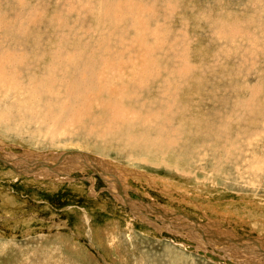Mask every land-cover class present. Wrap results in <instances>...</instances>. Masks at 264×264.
Returning <instances> with one entry per match:
<instances>
[{
	"label": "rangeland",
	"instance_id": "374dc122",
	"mask_svg": "<svg viewBox=\"0 0 264 264\" xmlns=\"http://www.w3.org/2000/svg\"><path fill=\"white\" fill-rule=\"evenodd\" d=\"M23 40L17 81L32 89L0 91V114L20 128L0 136V156L15 153V170L31 175L0 163V264H264V0H0V52ZM69 84L74 112L49 127ZM57 93L53 112L26 111L31 95ZM104 93H126L129 119L191 120L179 117V135L104 142L111 151L74 147L96 143L107 124ZM143 138L163 165L126 161L123 144L143 151ZM65 151L86 161L52 154Z\"/></svg>",
	"mask_w": 264,
	"mask_h": 264
},
{
	"label": "bare ground",
	"instance_id": "6f19581e",
	"mask_svg": "<svg viewBox=\"0 0 264 264\" xmlns=\"http://www.w3.org/2000/svg\"><path fill=\"white\" fill-rule=\"evenodd\" d=\"M141 14V13H140ZM132 18V17H131ZM141 18V17H140ZM22 20V19H21ZM35 20V19H34ZM33 20V21H34ZM138 21V20H137ZM139 21H140V19H139ZM16 22V21H15ZM33 23V22H32ZM15 24H17V22L15 23ZM109 24V23H108ZM7 25V24H6ZM35 26V25H34ZM20 28V27H19ZM31 28V27H30ZM137 30H139L140 31V29H137ZM7 31V30H6ZM11 35V34H10ZM10 35H9V33L8 32H6L5 33V39L6 40H8L9 38H11V40H12V38L13 37H10ZM11 36H13V35H11ZM30 37V36H29ZM40 38V37H39ZM41 39V38H40ZM10 40V41H11ZM27 40V39H26ZM13 41V40H12ZM10 43V42H9ZM26 43V42H25ZM46 43V42H45ZM44 43V44H45ZM50 43V42H49ZM32 44V43H31ZM14 45H17V46H19V47H22L23 45H24V40L20 43V44H14L13 42H11V44H10V46L11 47H9L8 48V50H4V51H2V52H0V88L2 89H0V91H3L4 92V85H6V84H9V87L8 88H11V89H9V90H15V88H16V90H17V92L18 91H21L22 92V90L24 91V90H31L32 89V87H29L28 89H26V86H24L23 84H20L18 81H17V77H19L20 76V73H21V71H22V67H24V66H26V61H27V56H29V55H26L25 53H23V52H17L16 50H15V48H14ZM50 45V44H49ZM49 45H48V47L47 48H51V47H49ZM51 46V45H50ZM36 47V46H35ZM53 47H54V44H53ZM17 48V47H16ZM38 48V47H37ZM59 48V47H58ZM19 49V48H18ZM17 49V50H18ZM25 49V48H24ZM60 49V48H59ZM47 50H49V49H47ZM26 51V50H25ZM50 51V50H49ZM55 51V50H54ZM69 51H71V49H69ZM73 51V50H72ZM71 51V52H72ZM103 51V50H102ZM144 52H146L145 50H143ZM31 52V51H30ZM56 52V51H55ZM54 52V53H55ZM60 52H62V51H60ZM71 52H70V54L69 55H72V56H74L73 54H71ZM101 52V51H100ZM35 53V52H34ZM64 53V52H63ZM67 53V52H66ZM73 53V52H72ZM99 53V52H98ZM29 54V53H28ZM48 54V53H47ZM59 54V53H58ZM102 54V53H101ZM100 54V55H101ZM104 54V53H103ZM117 54V53H116ZM139 54V53H138ZM32 55H34V54H32ZM44 55V54H43ZM46 55V54H45ZM50 55V54H49ZM52 55H53V52H52ZM68 55V54H67ZM95 55V54H94ZM99 55V56H100ZM118 55V54H117ZM148 55H150V54H148ZM31 56V55H30ZM46 56H48V55H46ZM102 56V55H101ZM122 56V55H121ZM51 57V56H50ZM52 57H54V56H52ZM56 57V56H55ZM104 57V56H103ZM113 57V56H112ZM120 57V56H119ZM140 57V56H139ZM148 57V56H147ZM154 57V56H153ZM31 58V57H30ZM71 57H69V59H70ZM73 58V57H72ZM96 58H97V56H96ZM101 58V57H100ZM105 58V57H104ZM104 58H102V59H104ZM115 58V57H114ZM145 58V57H144ZM32 59V58H31ZM30 59V60H31ZM33 59H34V56H33ZM73 59H75V57L73 58ZM83 59V58H82ZM81 59V60H82ZM90 59V58H89ZM113 59V58H112ZM111 58L109 59V60H112ZM146 59V58H145ZM56 60H57V58H56ZM115 60H117V59H115ZM120 60V59H119ZM119 60H118V62H119ZM122 60V59H121ZM143 60V59H142ZM61 61V60H60ZM123 61V60H122ZM129 61V60H128ZM144 61V60H143ZM146 61V60H145ZM144 61V62H145ZM148 61H150V60H148ZM153 61V60H152ZM53 62V61H52ZM107 64H109V62H107V61H105ZM64 63V62H63ZM92 63V62H91ZM98 63V62H97ZM138 63V62H137ZM136 63V64H137ZM146 63V62H145ZM148 63V62H147ZM146 63V64H147ZM150 63V62H149ZM54 64V63H53ZM56 64V63H55ZM94 64V63H93ZM99 64V63H98ZM124 64V63H123ZM128 64H129V62H128ZM144 64V63H143ZM146 64H144L145 65V68H146ZM155 64V63H154ZM50 65H52V64H50ZM104 65V64H103ZM113 65H115V64H113ZM120 65H122V64H120ZM126 65H127V63H126ZM126 65H124L123 67H125ZM134 65V64H133ZM45 66V65H44ZM57 66V65H56ZM55 66V67H56ZM66 66V65H65ZM138 66V65H137ZM137 66H136V68H137ZM153 67H154V65H152ZM19 68L20 69V71H15V73H12L11 72V70H14L15 68ZM46 67V66H45ZM51 67H53V66H50L49 68L51 69ZM58 67V66H57ZM63 67V66H62ZM74 67V66H73ZM72 66H71V68H73ZM91 67V66H90ZM119 67V66H118ZM117 67V68H118ZM122 67V68H123ZM140 68H141V64H140V66H139ZM152 67V68H153ZM156 67V66H155ZM154 67V68H155ZM164 67V66H163ZM22 68V69H21ZM48 68V67H47ZM70 68V69H71ZM121 68V67H120ZM127 68V67H126ZM126 68H124L125 70H126ZM136 68H134V70L136 71ZM157 68V67H156ZM155 68V69H156ZM165 68V67H164ZM164 68H163V70H164ZM44 69V68H43ZM55 69H57V72H58V69L59 68H55ZM98 69V68H97ZM112 69V68H111ZM119 69V68H118ZM133 69V68H132ZM138 69V68H137ZM144 69V68H143ZM158 69H160V68H158ZM27 70V69H26ZM40 70V69H39ZM67 70H68V68H67ZM91 70H93V69H91ZM121 70V69H120ZM124 70V71H125ZM130 70V69H129ZM142 70V69H141ZM140 70V71H141ZM168 70H169V68H168ZM66 71V70H65ZM81 71V70H80ZM41 72H43V71H41ZM54 72V71H53ZM52 72V73H53ZM55 72H56V70H55ZM54 72V73H55ZM56 72V73H57ZM128 72V71H127ZM130 73H131V70L129 71ZM148 72V71H147ZM152 72H153V70H152ZM53 73V74H54ZM84 73V72H83ZM98 73H99V71H98ZM113 73H117V72H113ZM138 74H139V72H137ZM144 73V72H143ZM157 73H160V72H157ZM156 72H155V75L157 74ZM180 73V72H179ZM42 74V73H41ZM49 74V73H48ZM152 74V73H151ZM154 74V73H153ZM182 74V73H181ZM6 75H11V77H10V81L8 80V82H6L5 81V76ZM68 75V74H67ZM67 75H66V77H67ZM117 75V78H115L114 77V80L116 81V80H121L122 81V78H120V75L119 74H116ZM127 75V74H126ZM132 75V74H131ZM130 75V76H131ZM134 75V74H133ZM140 75V77H144V76H142L141 74H139ZM139 75H137V76H139ZM147 75H149V72H148V74H146L145 76H147ZM158 75V74H157ZM160 75V74H159ZM33 76V75H32ZM57 76H60V75H58L57 74ZM122 76H123V74H122ZM128 76V75H127ZM127 76H124V77H127ZM135 76V75H134ZM164 76V75H163ZM28 79H31V77L30 76H26ZM63 77V76H62ZM69 77V76H68ZM77 76H75V78H76ZM132 77V76H131ZM131 77H129V78H131ZM140 77H138L139 79H141ZM149 77V76H148ZM9 78V77H8ZM47 78V77H46ZM106 78H108V77H106ZM135 78L137 79V77L135 76ZM147 78V77H146ZM146 78L145 79H143V80H146ZM156 78H157V76H156ZM168 78V77H167ZM186 78V77H185ZM60 79V78H59ZM64 79V78H63ZM133 79V78H132ZM138 79V80H139ZM141 79V80H142ZM155 79V78H154ZM160 79V78H159ZM165 79V78H164ZM163 79V80H164ZM58 80V79H57ZM101 80V79H100ZM127 80V79H126ZM151 80V79H150ZM149 80V81H150ZM52 81V80H51ZM105 81V80H104ZM103 81V83H105ZM124 81V80H123ZM149 81H147V82H149ZM160 81V80H159ZM87 82V81H86ZM129 82V81H128ZM135 82V81H134ZM140 82V81H139ZM143 82V81H142ZM167 82V81H166ZM68 83V82H67ZM98 83V82H97ZM100 83H101V81H100ZM109 83H112L111 81H109ZM132 83V82H131ZM138 83V82H137ZM145 83V82H144ZM186 83V82H185ZM95 84V83H94ZM102 84V83H101ZM106 84H107V82H106ZM163 84V83H162ZM28 85V84H27ZM30 85V84H29ZM32 85V84H31ZM45 85V84H44ZM70 85V84H69ZM142 85V84H141ZM141 85L138 83L137 85H135V89H140L139 87H141ZM23 86V87H22ZM56 86V85H55ZM57 86H59V84H57ZM106 86V85H105ZM105 86H104V88H105ZM107 86H109V85H107ZM114 86V85H113ZM126 86V85H125ZM145 86V85H144ZM184 86V85H183ZM42 87V86H41ZM77 87V85L76 84H73V86L72 85H70V86H68V93H67V100L66 101H63L64 103L62 104V106H59V110H60V112H58V113H56L55 114V116L56 117H54L53 119H52V122H51V124H49V127L51 126V127H53V125H57L58 123H62L63 121H64V119H63V114H69L68 112H70V113H72V112H74L73 111V105L70 103L71 102V96H72V94H74V91H73V89L74 88H76ZM85 87V86H84ZM101 87V86H100ZM115 87V86H114ZM122 87H124V86H122ZM48 88V87H47ZM50 88H51V86H50ZM95 88V87H94ZM108 88V87H107ZM111 88V87H110ZM121 88V87H120ZM56 89V88H55ZM102 89V88H101ZM112 89V88H111ZM117 90H118V88H116ZM124 89V88H123ZM123 89H122V91H123ZM160 89V88H159ZM162 89V88H161ZM160 89V90H161ZM38 90H40V89H38ZM48 90V89H47ZM46 90V91H47ZM60 90H61V88H60ZM59 90V91H60ZM82 90V89H81ZM89 91H90V89H88ZM106 90H108V89H106ZM126 90V89H125ZM143 91L142 92H146L148 89H142ZM165 90V89H164ZM164 90H161L162 92L164 91ZM167 90H168V88H167ZM169 90H170V88H169ZM175 90V89H174ZM6 91V90H5ZM45 91V92H46ZM98 91V90H97ZM105 91V90H104ZM121 91V92H122ZM127 91V90H126ZM125 91V92H126ZM140 91V90H139ZM160 91V92H161ZM166 91V90H165ZM7 92H8V90H7ZM21 92H19V93H21ZM29 92V91H28ZM32 92V91H31ZM40 92V91H39ZM42 92H43V90H42ZM108 92H110L109 90H108ZM112 92H114V91H112ZM119 92V91H118ZM169 92V91H168ZM49 93L51 94V92L49 91ZM99 93V92H98ZM117 93V92H116ZM123 93V92H122ZM119 94L116 98H109V96L112 94H109L108 95V93H104L105 94V96L106 97H108V98H104V99H106V100H108V101H104V102H101L100 101V103H101V105L99 106V107H104L105 109L103 110V114H104V117L102 118L103 120H105V123H107L106 125L104 124V128L102 127V130L100 131V129H98V132L97 133H95V136L97 137V141H100V143L98 144V145H96L97 144V141H96V143H91L89 146H87V147H82V146H74V147H77V148H79V149H81V150H87V151H90V152H92L91 151V148H93V149H95V150H101V152H106V151H111V150H108V148H109V146H108V148L107 147H105V145H104V142H107V143H110V142H115L114 144L115 145H117L118 147H119V145L118 144H121V143H119V142H122V143H124V138H126V139H133V138H137V137H139V136H141L142 134H144L145 132H147V131H150V130H152V132H158V133H161V134H164V135H166V136H168V137H171V135L172 134H174V135H179L180 134V127H178L177 126V124H178V122H179V117H184V119H185V124H188V122L191 120V117H190V115H191V112H189V113H186V115L187 116H185L184 114H182V112H180V114H179V117H177V118H172V119H169V120H166V119H156L154 122H152L151 120H149V119H129V118H127L124 114H123V110H122V107L120 106V104H121V102H122V100H123V98H125L126 97V93H124V94ZM164 93H167V91L166 92H164ZM164 93H162V94H164ZM22 94H24V92H22ZM34 94H36L35 92H34ZM83 94L86 96V91H85V89L83 90ZM161 94V93H160ZM18 95V94H17ZM28 95V94H27ZM57 95H58V93H57ZM93 95V94H92ZM95 95H96V93H95ZM101 95V94H100ZM103 95V94H102ZM113 95H114V93H113ZM112 95V96H113ZM123 95H124V97H123ZM43 96V95H42ZM41 96V97H42ZM129 96V95H128ZM29 97V96H28ZM50 98L49 99H46V100H43L42 98H40L39 96H36V95H31V100H36V101H34V102H36V103H32L30 106H29V104L28 105H26V106H29V107H26V111L27 112H30V113H33V114H35V116L37 115L38 116V114H37V112H38V107H40V106H47V110L45 111V112H53V107L56 105L54 102H56V100H54V98H56L57 99V97H59V95L58 96H56V95H50L49 96ZM87 97H88V95H87ZM93 98H94V100L96 99V97H99V96H92ZM134 97L136 98V94L134 93ZM46 98V97H45ZM60 98V97H59ZM75 98H77L76 96H75ZM88 98H90L91 99V97L89 96ZM102 98V97H101ZM40 99H41V101H40ZM24 100H25V98H24ZM29 100V99H28ZM38 100H39V103H37L38 102ZM64 100H65V98H64ZM77 100H78V98H77ZM97 100H99V99H97ZM129 100V99H128ZM125 101V100H124ZM24 102V101H23ZM28 102H30V101H28ZM27 102V103H28ZM49 102H51V103H49ZM61 102H62V99H61ZM60 102V103H61ZM74 102V101H73ZM88 102V101H87ZM182 102V101H181ZM31 103V102H30ZM47 103H49V104H47ZM54 103V104H53ZM77 104H78V102H76ZM75 103V104H76ZM74 104V103H73ZM74 104V105H75ZM88 104H90V103H88ZM92 104H94V103H92ZM163 104V103H162ZM58 105H60V104H58ZM86 105V104H85ZM97 105V104H96ZM122 105V104H121ZM156 105V104H155ZM172 105H174L173 103H172ZM184 105H185V103H184ZM193 105V104H192ZM83 106V105H82ZM89 105H87V107H88ZM92 106V105H91ZM123 106V105H122ZM186 106V105H185ZM84 107V106H83ZM87 107H85V108H87ZM98 107V106H97ZM98 107V108H99ZM187 107V106H186ZM12 107L10 106V108L9 109H11ZM44 108V107H43ZM58 108V107H57ZM57 108H55V109H57ZM125 108V107H124ZM132 108V107H131ZM190 108V107H189ZM77 109V108H76ZM88 109V108H87ZM101 109V108H100ZM15 110V113H16V109H14ZM18 110V109H17ZM20 110V109H19ZM18 110V111H19ZM43 110H45V109H43ZM58 109H57V111H59ZM94 110H97V108L96 109H94ZM99 110V109H98ZM13 111V110H12ZM11 111V112H12ZM186 111H188V110H186ZM14 112V111H13ZM12 112V113H13ZM22 112V111H21ZM41 113H42V111H41ZM86 113H88L87 112V110H86ZM136 113H138V112H136ZM92 114V113H91ZM139 114V113H138ZM143 114V113H142ZM17 115V114H16ZM94 115V114H93ZM32 116V115H31ZM75 116V118L77 119V115H74ZM89 116V115H88ZM165 116H166V114H165ZM193 117V116H192ZM12 118H14V117H12ZM18 118V117H17ZM39 118V117H38ZM166 118V117H165ZM29 119H32V117L31 118H29ZM35 119V118H34ZM33 120V119H32ZM89 120V119H88ZM90 120H91V118H90ZM97 123L96 124H101L100 122H99V119H94ZM36 121H38V120H36ZM40 121V120H39ZM43 121V120H42ZM173 121H175V123H173ZM20 122V121H19ZM30 122H32V121H30ZM41 122V121H40ZM85 122V121H84ZM86 122H88V121H86ZM24 123V122H23ZM45 123V122H44ZM43 123V124H44ZM47 123V122H46ZM80 125H84L83 124V121H82V119L80 120ZM40 124V123H39ZM42 124V125H43ZM20 125V124H19ZM45 125H47V124H45ZM48 126V125H47ZM96 126V125H95ZM103 126V125H102ZM19 126H18V123L15 121V120H10L8 117H7V114L5 113V112H3V114H0V136H2L3 138H5V136H11V138H13V137H18V133L20 132V128H18ZM41 127V126H40ZM92 127H93V125H92ZM46 129V128H45ZM50 129V128H49ZM104 129V130H103ZM46 130H48V129H46ZM91 131V133H92V131H94L93 129L92 130H90ZM46 132V131H45ZM48 132V131H47ZM95 132V131H94ZM41 132H36V134H40ZM50 133L53 135V131H50ZM33 134V133H32ZM111 134H113V136L114 135H116L117 136V138H114V137H112L111 136ZM190 134V133H189ZM20 135V134H19ZM47 135V134H46ZM31 136V135H30ZM47 136H49V135H47ZM92 136V135H91ZM94 136V137H95ZM96 137H95V139H96ZM122 137H124V138H122ZM198 137H200V136H198ZM197 136L195 137V136H193V135H189L188 136V138L186 139V140H191V142H189V141H187V143H194L195 145H196V143H197ZM31 139V140H30ZM94 139V140H95ZM144 139V150L143 151H138V150H134L133 149V147L132 146H130V145H128L127 143L126 144H123L124 146H127L128 147V155H129V159H126V161H128V162H130V163H134V162H140V163H143V164H147V165H152V166H158V164H160V165H163L164 164V161H163V159H164V156H161V157H159L158 159H155V158H152V151L150 150V149H148L147 147H145V143L149 140V138H143ZM19 144H20V141H21V139H15ZM14 140V141H15ZM28 140H30V141H28ZM27 141L29 142V143H31V144H36V140H37V138L35 137V136H32V137H30L29 139H28ZM22 141H23V139H22ZM44 141V140H43ZM46 141V140H45ZM93 141V140H92ZM27 142V143H28ZM33 142V143H32ZM94 142V141H93ZM90 143V142H89ZM25 144V143H24ZM52 144V143H51ZM111 144V143H110ZM113 144V143H112ZM204 144V143H203ZM52 145H54V144H52ZM87 145V144H86ZM107 145V144H106ZM189 145V144H188ZM205 145V144H204ZM85 146V145H84ZM185 146H187V145H185ZM202 147H203V145H201ZM112 148V147H111ZM115 148V147H114ZM120 148V147H119ZM185 148V147H184ZM194 148V147H193ZM204 148V147H203ZM124 149H126V148H124ZM195 149V148H194ZM155 150V153H157V155H159L163 150L161 149V148H158V149H154ZM193 152V151H192ZM194 153V152H193ZM106 154V153H105ZM140 154L142 155L141 157H140ZM190 154V153H189ZM198 154V153H197ZM126 155H127V153H126ZM144 155V156H143ZM184 155V154H183ZM195 155H196V153H195ZM52 156H55V155H52ZM59 156V155H58ZM58 156H56V159H59L60 158V156L58 157ZM132 156H134L133 157V159H131V157ZM81 157V156H80ZM83 157H84V155H83ZM83 157H81L82 158V160H85V158H83ZM125 157V156H124ZM184 157V156H183ZM187 157V156H186ZM188 157H189V155H188ZM139 158H141V159H139ZM86 161V160H85ZM185 163H187V162H185ZM189 163V162H188ZM190 164V163H189ZM31 165V164H30ZM167 165V164H166ZM167 166H169L170 167V165H167ZM173 166V165H172ZM81 168V167H80ZM83 168V167H82ZM185 173V172H184ZM110 188V187H109ZM86 224V223H85ZM87 224H89V222L87 223ZM109 231V230H108ZM110 233V232H109Z\"/></svg>",
	"mask_w": 264,
	"mask_h": 264
},
{
	"label": "water",
	"instance_id": "95a60500",
	"mask_svg": "<svg viewBox=\"0 0 264 264\" xmlns=\"http://www.w3.org/2000/svg\"><path fill=\"white\" fill-rule=\"evenodd\" d=\"M7 154H9V156H10V159H5L4 157H1L0 156V162L3 164V165H5V166H7V167H9L10 169H12L13 171H14V173L15 174H17L18 176H27V175H31V174H25V173H23L22 171L21 172H18V171H16L15 170V168H16V166H18V165H15L14 164V160H15V158L18 156V155H16L15 153H12V152H6ZM52 154H58L61 158H63V157H65V158H69V157H75V155L76 156H80L81 154L80 153H78V152H76V151H65V152H59V153H52ZM90 158H92V157H90ZM94 159V158H93ZM11 162H13V164L11 163ZM109 163V162H108ZM42 163H37V165L38 166H40ZM21 167H23L22 165H20ZM51 170H55V169H51ZM53 173H55V172H53ZM56 175L58 174V173H55ZM103 183H105L104 181H103ZM124 205H125V203H124ZM193 221V220H192Z\"/></svg>",
	"mask_w": 264,
	"mask_h": 264
}]
</instances>
